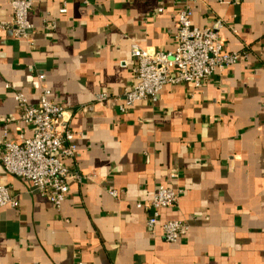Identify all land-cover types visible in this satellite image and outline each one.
<instances>
[{"label":"crops","instance_id":"crops-1","mask_svg":"<svg viewBox=\"0 0 264 264\" xmlns=\"http://www.w3.org/2000/svg\"><path fill=\"white\" fill-rule=\"evenodd\" d=\"M11 1L0 0V24ZM184 7L196 27L222 20L224 49L248 56L199 89L168 84L125 112L120 101L96 103L131 87L133 44L174 49ZM29 20L31 43L0 27V185L20 200L0 209V264H264V0H34ZM43 87L73 110L77 152L66 164L83 177L60 209L1 160L6 132L14 142L33 135L14 93L38 105ZM159 184L183 190L161 211V222L190 224L175 243L137 206Z\"/></svg>","mask_w":264,"mask_h":264},{"label":"built area","instance_id":"built-area-1","mask_svg":"<svg viewBox=\"0 0 264 264\" xmlns=\"http://www.w3.org/2000/svg\"><path fill=\"white\" fill-rule=\"evenodd\" d=\"M33 3L34 0H12V19L1 23L0 27L11 29L18 39L31 43L32 34L36 30L29 20ZM60 11L66 13L67 5ZM192 15L190 7L178 11L175 47L171 51H157L133 44L131 87L118 96L99 93L94 101H120L121 111L125 112L142 99L156 100L161 89L168 84L191 83L199 89L217 71L236 64L243 54L248 56L247 52H228L224 49L220 37V30L224 26L222 20H217L209 27L199 28L193 24ZM44 28L54 30L56 23L46 19ZM122 63L128 65L129 61L123 60ZM40 78L43 79L44 76L41 75ZM6 87L12 86L7 83ZM14 97L19 111V122L30 125L33 135L14 142L5 133L4 153L1 156L4 169L7 173L25 180L31 192L39 193L60 209L68 196L70 181H83V177L72 173L66 164V160L73 158L77 152L76 136L70 127L73 110L67 109L63 103L54 102L52 91L47 87L42 88L38 105L29 103L26 95L20 91H16ZM82 110L93 111V104ZM9 122L10 119H7L5 127ZM109 193L115 198L121 194L117 189H110ZM182 194V189L159 184L146 205L137 204L139 208H145L149 212L148 227L153 232L160 230L165 240L172 243L189 232L190 224L182 220L161 222V211L175 207ZM8 205L18 208L20 200L12 194L9 186L0 185V209Z\"/></svg>","mask_w":264,"mask_h":264}]
</instances>
